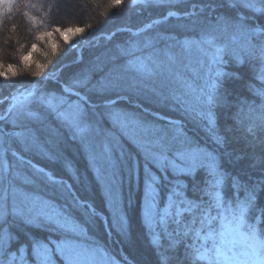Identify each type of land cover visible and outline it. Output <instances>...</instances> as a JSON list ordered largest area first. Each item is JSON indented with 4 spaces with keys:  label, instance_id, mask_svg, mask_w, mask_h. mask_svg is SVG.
Masks as SVG:
<instances>
[{
    "label": "snow or ice",
    "instance_id": "obj_1",
    "mask_svg": "<svg viewBox=\"0 0 264 264\" xmlns=\"http://www.w3.org/2000/svg\"><path fill=\"white\" fill-rule=\"evenodd\" d=\"M126 2L168 10L135 31L117 29L131 36L115 45L113 60L123 62L108 74L95 81L85 71L58 76L51 89L29 81L0 97L6 104L0 109V264H117L93 230L96 208L73 185L25 159L34 153L70 167L73 147L113 210L104 223L133 252L138 242L114 188L118 173L126 170L131 179L142 167L143 239L155 264H264V0H190L184 11L173 10L177 0H108L101 15L108 18L109 9ZM21 7L36 5L0 0V21ZM91 27L55 30L75 36ZM45 36L52 33L37 38ZM37 50L33 44L20 60L38 78L48 64L31 59ZM56 51L53 43L44 55ZM246 62L262 66L260 87L249 88L256 100L233 102L224 81L239 76L227 69ZM17 76L15 65L0 63V79ZM232 108L231 123L222 125L220 110ZM186 122L204 139L190 135ZM125 141L135 153L125 151ZM241 142L244 149L235 147ZM123 264L153 262L140 253Z\"/></svg>",
    "mask_w": 264,
    "mask_h": 264
},
{
    "label": "trees",
    "instance_id": "obj_2",
    "mask_svg": "<svg viewBox=\"0 0 264 264\" xmlns=\"http://www.w3.org/2000/svg\"><path fill=\"white\" fill-rule=\"evenodd\" d=\"M20 2V0H18ZM36 7H21L14 10L10 16L0 21V63L5 66L13 64L16 66L18 76L10 81L0 79V97L7 96L15 91V88L22 85L29 86L28 82H38V86H47L56 88L57 84L54 78L62 76L67 78L81 71L91 72L93 81L100 79L108 74L113 67L121 64L122 60H113L115 45L128 40L131 36L129 31H117V29L137 30L152 19L159 18L168 9L139 6L133 8L125 3L122 8L109 9V16L105 18L101 15L103 6L108 0H30ZM81 2L85 9L76 10L74 13L65 15L60 12V8L71 3ZM190 0H177L175 9L184 11L189 7ZM210 2V0H204ZM88 12L86 13V11ZM216 11H228V9H216ZM29 13L36 18L37 22L28 19L23 13ZM175 18H170L169 24L176 23ZM92 25L82 35L72 36L70 33L57 32V26L60 28ZM15 25V29H13ZM167 26H161L158 30H163ZM116 31V35L108 38V34ZM51 32L52 36L47 39H38V34ZM67 41V42H66ZM56 45V54L45 56V53L51 52L52 44ZM37 45V51L32 53L31 59L40 63H47L48 67L42 73L41 77H31L30 72L24 69L20 56L31 50L32 45ZM35 65H32L34 69ZM261 65L245 63L243 65L230 64L228 71L237 73L239 78L232 77L224 81V88L227 90L230 99H247L249 102L256 100V97L249 91L252 88H259V76ZM44 77H49L45 80ZM6 107V104L0 105V109ZM155 110V109H154ZM162 114L171 116L174 119H180L179 112L162 109ZM232 109L220 110V123H231ZM185 127L190 135L204 139V133L200 131L191 122H186ZM126 152L135 153L136 149L127 141L124 142ZM238 149H244L241 142L235 145ZM71 160V166L66 167L63 161L48 160L45 157L28 153L25 159H31L32 162L40 167H44L56 178L63 179L66 183L73 185L72 191L78 197L86 199L100 213L94 226L95 234L105 243L110 256L115 257L123 264V258L133 259V256L139 257L143 253L155 264V255L147 249L143 237L147 233V228L143 221V171L140 170L139 177L129 178L126 170L117 174L114 195L117 201V207L122 210L123 215L128 221L127 227L131 238L137 241V250L133 252L127 245L121 243V237L115 230H112L104 223V219L111 221L113 210L107 202L102 186L96 180L95 171L86 167V158L82 154H76L73 147L68 153ZM143 162L141 161V164ZM248 161H242L238 166H246ZM28 171V169H24ZM254 177L258 175L253 172ZM78 178V179H77ZM199 179V177H198ZM49 194H51L49 190ZM261 202H264V193L260 194ZM109 233V234H108ZM161 252L168 247L167 241H162ZM183 254V246L178 249ZM169 255H173L169 253ZM187 264V262H186ZM201 264H207L206 261Z\"/></svg>",
    "mask_w": 264,
    "mask_h": 264
},
{
    "label": "rangeland",
    "instance_id": "obj_3",
    "mask_svg": "<svg viewBox=\"0 0 264 264\" xmlns=\"http://www.w3.org/2000/svg\"><path fill=\"white\" fill-rule=\"evenodd\" d=\"M85 9V6H83V3L81 2H76V3H71L69 5H65L62 6L60 8V12L62 14L68 15L71 14L72 12L74 13L76 10H82ZM88 12V10L86 11V13ZM51 37V36H50ZM50 37L47 36V39H49ZM38 166V165H37ZM40 167V166H39ZM47 171V170H46ZM114 260L117 261V259L113 256H111ZM117 264H121L119 261H117Z\"/></svg>",
    "mask_w": 264,
    "mask_h": 264
}]
</instances>
